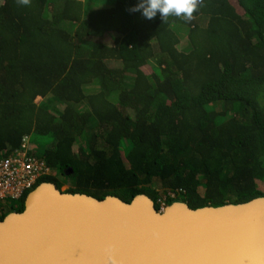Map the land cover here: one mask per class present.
<instances>
[{
	"label": "trees",
	"instance_id": "trees-1",
	"mask_svg": "<svg viewBox=\"0 0 264 264\" xmlns=\"http://www.w3.org/2000/svg\"><path fill=\"white\" fill-rule=\"evenodd\" d=\"M138 2L0 0V160L52 136L37 187L157 210L264 197V0H202L191 22Z\"/></svg>",
	"mask_w": 264,
	"mask_h": 264
},
{
	"label": "water",
	"instance_id": "water-1",
	"mask_svg": "<svg viewBox=\"0 0 264 264\" xmlns=\"http://www.w3.org/2000/svg\"><path fill=\"white\" fill-rule=\"evenodd\" d=\"M0 264H264V197L157 210L146 194L126 203L43 183L0 220Z\"/></svg>",
	"mask_w": 264,
	"mask_h": 264
},
{
	"label": "built area",
	"instance_id": "built-area-1",
	"mask_svg": "<svg viewBox=\"0 0 264 264\" xmlns=\"http://www.w3.org/2000/svg\"><path fill=\"white\" fill-rule=\"evenodd\" d=\"M51 174L46 162L31 153L29 137H25L14 154L0 160V211L3 202L23 200L42 177Z\"/></svg>",
	"mask_w": 264,
	"mask_h": 264
},
{
	"label": "clouds",
	"instance_id": "clouds-1",
	"mask_svg": "<svg viewBox=\"0 0 264 264\" xmlns=\"http://www.w3.org/2000/svg\"><path fill=\"white\" fill-rule=\"evenodd\" d=\"M201 2L202 0H139L129 11L132 13L139 12L148 20L154 19L159 13L164 22L169 16L191 22L195 19L194 13L198 10V4ZM18 3L28 5L30 0H18Z\"/></svg>",
	"mask_w": 264,
	"mask_h": 264
},
{
	"label": "rangeland",
	"instance_id": "rangeland-1",
	"mask_svg": "<svg viewBox=\"0 0 264 264\" xmlns=\"http://www.w3.org/2000/svg\"><path fill=\"white\" fill-rule=\"evenodd\" d=\"M99 3V2H98ZM100 4V3H99ZM101 4H106L104 2H102ZM178 35H179V38H180V49L183 50V48L188 45V33L185 31V29H182L181 30H178ZM154 66H155V63H151V65H149L147 68H146V71L151 73L152 72V68L154 69ZM97 86V83H94L92 85H90V88L91 87H96ZM89 93H94V90L93 89H90L88 90ZM42 99H38V103L41 102ZM54 139L52 138V136H39L37 134H33L29 137V148L31 150V152L33 154H35L37 157H39V155L46 149V148H49L53 145L54 143ZM70 185V184H69ZM69 185H65L62 189L64 191H66L69 187ZM261 189L263 190L264 192V184L261 185ZM160 196L162 197L163 200L166 199V196L163 194V191L159 192ZM172 197H175L174 194H170ZM162 200V201H163ZM21 203H22V200L21 201H13V200H7L5 202L2 203V206H3V209L0 211V216L4 215V214H7L9 213L10 211H15L18 207L21 206ZM165 204L163 203L162 204V207H164Z\"/></svg>",
	"mask_w": 264,
	"mask_h": 264
}]
</instances>
